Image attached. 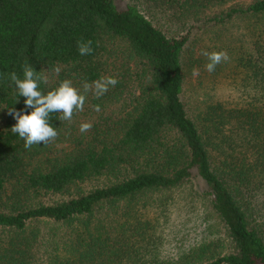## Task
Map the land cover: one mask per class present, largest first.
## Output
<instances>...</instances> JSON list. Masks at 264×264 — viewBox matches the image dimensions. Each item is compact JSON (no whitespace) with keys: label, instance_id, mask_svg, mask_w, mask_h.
<instances>
[{"label":"trees","instance_id":"16d2710c","mask_svg":"<svg viewBox=\"0 0 264 264\" xmlns=\"http://www.w3.org/2000/svg\"><path fill=\"white\" fill-rule=\"evenodd\" d=\"M119 1L0 0V264H264V0ZM29 65L119 82L26 150Z\"/></svg>","mask_w":264,"mask_h":264},{"label":"clouds","instance_id":"9594fccd","mask_svg":"<svg viewBox=\"0 0 264 264\" xmlns=\"http://www.w3.org/2000/svg\"><path fill=\"white\" fill-rule=\"evenodd\" d=\"M91 44V41L80 43L78 46L79 54H91L93 51ZM203 55L208 58L205 69L209 73L215 72L219 64L229 59L227 53L223 51L204 52ZM11 79L14 82L18 96L25 98V109H31L27 114H24V110H9V114L16 121L11 130L24 141L26 150L37 146L41 142L47 144L58 136L56 128L52 127L50 123L51 114L60 113L62 120L70 121L74 112L83 111L87 98L86 93L90 88L93 90L94 96L99 99L107 93L109 87H114L119 82L112 77L101 78L94 81L92 85L85 82L83 93H81L80 90L72 86L70 80H64L58 88L45 95L40 90L41 77L30 65L25 67L23 79H20L15 73L11 74ZM96 110L99 111V106H96ZM91 127L90 123H84L81 125L80 131L83 133Z\"/></svg>","mask_w":264,"mask_h":264},{"label":"rangeland","instance_id":"374dc122","mask_svg":"<svg viewBox=\"0 0 264 264\" xmlns=\"http://www.w3.org/2000/svg\"><path fill=\"white\" fill-rule=\"evenodd\" d=\"M115 3H116V7L118 8V9H120V10H122V9H124L125 8V3L124 2H122V1H119V0H115ZM201 189H203V187H200ZM179 204H177L176 205V209L177 210H175V212H174V217L176 218V216H179L178 217V220H182V219H184V222H185V224H184V230L188 227V228H191V227H193V224H192V220H190L188 217H187V215H185L184 214V201L183 202H181V200L178 202ZM198 207H199V205H196L195 203H193V204H191L190 206H189V208H195V210H197L198 209ZM184 215V217H181V216H183ZM178 225V224H177ZM183 230V231H184Z\"/></svg>","mask_w":264,"mask_h":264}]
</instances>
